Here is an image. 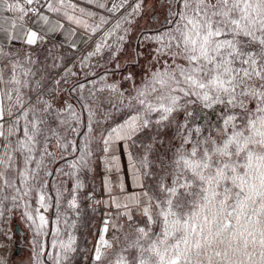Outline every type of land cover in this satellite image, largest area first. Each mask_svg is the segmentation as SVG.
<instances>
[{"label": "snow or ice", "instance_id": "obj_1", "mask_svg": "<svg viewBox=\"0 0 264 264\" xmlns=\"http://www.w3.org/2000/svg\"><path fill=\"white\" fill-rule=\"evenodd\" d=\"M15 218L24 264H264V0H0V264Z\"/></svg>", "mask_w": 264, "mask_h": 264}, {"label": "crops", "instance_id": "obj_2", "mask_svg": "<svg viewBox=\"0 0 264 264\" xmlns=\"http://www.w3.org/2000/svg\"><path fill=\"white\" fill-rule=\"evenodd\" d=\"M15 219H19V218H15ZM19 222L22 224L20 226L24 231V235H21V234H18L15 232V225L16 224L11 225V227L13 229V233H14L13 240H14V242L18 241V246L14 243L9 255L11 256V258L15 262V264H24V262H26L27 258H28V253H29L28 241L31 239V234L27 231L25 225L23 224V222L20 219H19ZM18 237H19V240H18ZM22 238L25 239V242L23 244L21 243ZM19 246L21 247V250L19 253H16L17 247H19Z\"/></svg>", "mask_w": 264, "mask_h": 264}, {"label": "water", "instance_id": "obj_3", "mask_svg": "<svg viewBox=\"0 0 264 264\" xmlns=\"http://www.w3.org/2000/svg\"><path fill=\"white\" fill-rule=\"evenodd\" d=\"M15 232L18 233V234L24 235V231H23V229L21 228V226H20L19 223H16V225H15ZM24 242H25V241H24V239L22 238V239H21V243L23 244ZM20 250H21V247H20V246L17 247L16 253H19Z\"/></svg>", "mask_w": 264, "mask_h": 264}, {"label": "rangeland", "instance_id": "obj_4", "mask_svg": "<svg viewBox=\"0 0 264 264\" xmlns=\"http://www.w3.org/2000/svg\"><path fill=\"white\" fill-rule=\"evenodd\" d=\"M133 45H135V40H133ZM129 54H130V51H129ZM136 71H140L139 69H136ZM16 223H19L20 225H22L20 222H19V219H14L13 220V225H15ZM28 238V237H27ZM17 239V238H16ZM18 240H19V237H18Z\"/></svg>", "mask_w": 264, "mask_h": 264}, {"label": "flooded vegetation", "instance_id": "obj_5", "mask_svg": "<svg viewBox=\"0 0 264 264\" xmlns=\"http://www.w3.org/2000/svg\"><path fill=\"white\" fill-rule=\"evenodd\" d=\"M141 23H143V21H142ZM20 236H21V235H20Z\"/></svg>", "mask_w": 264, "mask_h": 264}, {"label": "trees", "instance_id": "obj_6", "mask_svg": "<svg viewBox=\"0 0 264 264\" xmlns=\"http://www.w3.org/2000/svg\"><path fill=\"white\" fill-rule=\"evenodd\" d=\"M24 241H25V239H24Z\"/></svg>", "mask_w": 264, "mask_h": 264}]
</instances>
